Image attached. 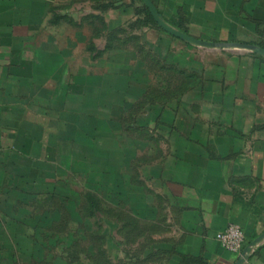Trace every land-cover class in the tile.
Returning a JSON list of instances; mask_svg holds the SVG:
<instances>
[{
  "label": "crops",
  "instance_id": "obj_1",
  "mask_svg": "<svg viewBox=\"0 0 264 264\" xmlns=\"http://www.w3.org/2000/svg\"><path fill=\"white\" fill-rule=\"evenodd\" d=\"M77 1L87 5L81 6V19L99 18L104 28L96 38H87L91 42L84 36L80 45L87 42L93 57H102L103 66L113 72L112 77L94 76L96 95L106 87L124 93L128 101L144 98L151 83L132 74L141 60L131 40L135 36L152 57L184 74L177 82L185 87L174 105L149 109L144 117L151 120L132 125L149 131L151 140L128 139L129 162L140 159L144 150V161L137 163L143 167L136 173L149 190L139 211L155 217H144L143 224L159 229L144 258L150 257V264H264V56L238 46L264 48V33L257 27L264 18V0H151L172 27L225 44L224 49L197 46L154 26L129 29L143 0H65L64 5L72 11ZM54 3L0 0V193L14 202L38 196L40 167L48 164L57 135L67 138L58 119L76 77L71 53L39 37L45 18L40 7L50 16ZM103 4L114 7L99 9ZM249 21L256 27H246ZM239 23L245 28L241 36L234 31ZM125 25L127 40L109 42V31ZM192 48L204 49L203 58ZM24 180L26 188L20 185ZM156 199L163 202L159 209ZM233 224L246 234L244 262L216 238Z\"/></svg>",
  "mask_w": 264,
  "mask_h": 264
},
{
  "label": "rangeland",
  "instance_id": "obj_2",
  "mask_svg": "<svg viewBox=\"0 0 264 264\" xmlns=\"http://www.w3.org/2000/svg\"><path fill=\"white\" fill-rule=\"evenodd\" d=\"M64 4L65 0H55L50 5L51 9L55 7L50 16L41 5L40 13L45 18L41 20L39 37L71 53L68 60L74 64L72 72L76 77L70 85L66 109L60 105L65 112L58 119L65 130L61 133H66L67 138L57 135L48 164L40 167L38 196L31 198L28 194L14 202L0 193V264H150V257L143 255L153 246L159 229L143 224L144 217H155L141 213L149 187L141 182L136 169L143 167V163H137L144 161V150H140V159L129 162L127 144L135 136L144 140L151 135L143 127L134 130L132 125L137 121L143 125L146 118L151 120L150 116L144 117L149 109L174 105L176 95L185 87L177 82L183 80L184 74L168 68L147 50L137 51L141 60L135 63L133 72L151 83L144 98L128 101L124 93L113 94L106 87L104 94L96 95L99 87L94 76H113L112 70L103 66L102 57L95 59L94 52L86 47L91 42L87 38H96V32L104 29L103 23L93 16L81 19V6L87 5H79V1L70 7L72 11ZM251 25L256 27L252 21L246 23V27ZM257 27L263 34L264 18ZM244 29L239 23L234 31L241 36L239 31ZM126 32L116 35L114 41L127 40ZM84 36L87 42L80 45ZM203 50L191 49L200 54V59L205 54ZM62 54L63 51L56 52L57 60ZM20 185L26 188L25 180ZM160 204L163 202L156 199L158 209ZM146 260L149 261L144 263Z\"/></svg>",
  "mask_w": 264,
  "mask_h": 264
},
{
  "label": "water",
  "instance_id": "obj_3",
  "mask_svg": "<svg viewBox=\"0 0 264 264\" xmlns=\"http://www.w3.org/2000/svg\"><path fill=\"white\" fill-rule=\"evenodd\" d=\"M146 8L148 9V11L150 12V14L152 15V17L154 18L155 22L163 29L165 30L168 34L174 36L175 38H179L185 42L197 45V46H202V47H207V48H222L224 49L225 47H227L225 44H215V43H211V42H205L202 40H199L197 38L191 37L185 33H183L182 31L172 27L170 24H168L163 17L161 16V14L159 13L158 9L156 8V6L153 4V2L151 0H143ZM239 47H243L246 49H249L251 51H253L256 54H260L262 56H264V48H260V47H256V46H248V45H238ZM247 249L245 248V250L243 251V254L240 258L241 262H244L246 260V253H247Z\"/></svg>",
  "mask_w": 264,
  "mask_h": 264
},
{
  "label": "trees",
  "instance_id": "obj_4",
  "mask_svg": "<svg viewBox=\"0 0 264 264\" xmlns=\"http://www.w3.org/2000/svg\"><path fill=\"white\" fill-rule=\"evenodd\" d=\"M111 7H114V6L112 4H103V5H99L98 6V8L101 9V10H107V9H109ZM136 14L138 16V19L135 22H132V23L129 24V27H128L129 29L133 30V29H136V28H142L144 26H154V27H156V28H158V29H160L161 31L164 32V30H162L158 26V24L155 22L154 18L152 17V15L150 14V12L148 11V9L145 6L136 8ZM55 20L56 19H54V21ZM126 28H127L126 26H120L119 28H115L112 31L110 30L109 34L107 35V37L109 39L108 41L109 42H113L114 39H116V35H118L120 33H124L125 34V32L127 30ZM131 40L136 42V44H135V46H136L138 44L139 37H137V36L132 37ZM135 49H136V51H135L136 53H137V51L145 53V50H146L143 46H141L139 44H138V46L135 47ZM132 74L135 75L134 72ZM91 203H94V202L91 200Z\"/></svg>",
  "mask_w": 264,
  "mask_h": 264
},
{
  "label": "built area",
  "instance_id": "obj_5",
  "mask_svg": "<svg viewBox=\"0 0 264 264\" xmlns=\"http://www.w3.org/2000/svg\"><path fill=\"white\" fill-rule=\"evenodd\" d=\"M217 240L226 250L243 254V251L246 248L247 239L245 231L237 226V225H230L225 230L221 231L216 236Z\"/></svg>",
  "mask_w": 264,
  "mask_h": 264
}]
</instances>
